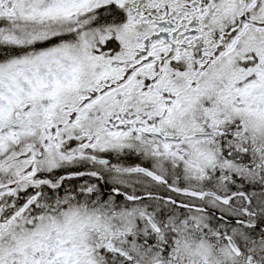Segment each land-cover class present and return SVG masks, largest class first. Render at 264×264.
<instances>
[{"label": "flooded vegetation", "instance_id": "af4514ba", "mask_svg": "<svg viewBox=\"0 0 264 264\" xmlns=\"http://www.w3.org/2000/svg\"><path fill=\"white\" fill-rule=\"evenodd\" d=\"M8 92L0 259L32 223L91 229L0 264H264V0H0Z\"/></svg>", "mask_w": 264, "mask_h": 264}, {"label": "rangeland", "instance_id": "374dc122", "mask_svg": "<svg viewBox=\"0 0 264 264\" xmlns=\"http://www.w3.org/2000/svg\"><path fill=\"white\" fill-rule=\"evenodd\" d=\"M34 63V62H33ZM37 64L40 62H36ZM13 96V92H8L7 96L4 97L0 93V101H4L5 104L1 103L0 106V111H3L2 108L7 105H10V102L8 99H11ZM24 101H21V104H23ZM13 129V128H12ZM11 129V130H12ZM5 133L8 134V131L5 130ZM192 168L193 172H199L201 174V169L202 168H210L212 170L215 169V164L210 161V157H205L194 155L193 156V163H192ZM38 224V225H37ZM91 223H50L48 228L46 229L45 232V226L39 224V223H32V225H37L36 227H28L26 229L27 234H22V235H17V237L14 240H10L11 243L7 244L6 246V251L0 261L4 258L7 260L8 258H11L12 252L16 253H25V252H30V253H37V252H47L51 249H56L55 252L56 254L60 255V259H63V261H67V258L62 255L63 252L58 251V243L57 241H66L70 240L71 245L79 246L81 241H77L75 238L76 236L80 234H85V232L89 229H91L90 226ZM124 223H95L93 226L96 230H98L101 233L107 232L108 231H114L121 230L123 227ZM128 229H131L134 226V223H127L126 224ZM42 234L45 237L51 238V241L49 239L47 240H42L41 236ZM119 234H113V236H118ZM176 239V238H175ZM174 242V241H173ZM177 246V250L175 251V254L180 255L182 257H185L189 259L186 255L185 252V245H178V243H175ZM190 246H194L193 243V238H191L190 242L188 243ZM203 246V243H201ZM205 247V246H204ZM208 249H212L213 245H208L206 246ZM224 248L226 246L220 245L219 249L217 248V252L219 256H222L226 251H224ZM192 259V258H191ZM74 261L72 262V264ZM48 264H51L48 262Z\"/></svg>", "mask_w": 264, "mask_h": 264}, {"label": "water", "instance_id": "95a60500", "mask_svg": "<svg viewBox=\"0 0 264 264\" xmlns=\"http://www.w3.org/2000/svg\"><path fill=\"white\" fill-rule=\"evenodd\" d=\"M187 194H194V191H186Z\"/></svg>", "mask_w": 264, "mask_h": 264}]
</instances>
